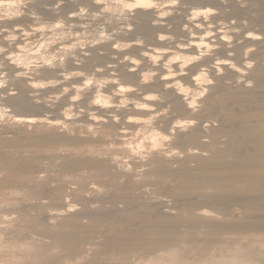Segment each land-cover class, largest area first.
Here are the masks:
<instances>
[{
    "label": "rangeland",
    "instance_id": "obj_1",
    "mask_svg": "<svg viewBox=\"0 0 264 264\" xmlns=\"http://www.w3.org/2000/svg\"><path fill=\"white\" fill-rule=\"evenodd\" d=\"M253 5L263 23L237 22L264 38V6ZM251 48L247 84L205 104L203 93L193 104L203 115L175 114L169 130L83 124L84 105L63 89L119 78L96 62L87 80L56 84L77 71L65 54L21 53L17 66L49 61L27 79L0 74L10 91L0 97V264H219L231 252L264 264V48ZM96 93L105 101L107 87Z\"/></svg>",
    "mask_w": 264,
    "mask_h": 264
},
{
    "label": "bare ground",
    "instance_id": "obj_2",
    "mask_svg": "<svg viewBox=\"0 0 264 264\" xmlns=\"http://www.w3.org/2000/svg\"><path fill=\"white\" fill-rule=\"evenodd\" d=\"M253 4L264 6V0H0V74L12 81L27 79L47 67L45 56L62 53L60 58L65 54L77 71L55 74L54 82L61 85L69 77L87 80L91 64L103 63L101 69L110 71L122 85L105 75L82 92L63 87L70 95L84 94L81 99L66 95L71 105H84L74 115L90 126L169 130L175 122L169 118L175 114H202V108L193 104L203 93H209L201 101L205 104L212 93L247 84L246 56L253 45L262 51L264 38L252 35L237 20L263 23L252 11ZM24 52L43 57L45 64L26 66L18 60L26 66L19 68L15 60ZM60 65L56 63L55 70ZM102 87H107L105 101L96 93ZM8 90L0 89V97L7 98ZM29 90L35 94L37 88L30 84ZM202 125L206 122L200 121L198 129ZM255 262L252 254L231 252L219 264Z\"/></svg>",
    "mask_w": 264,
    "mask_h": 264
}]
</instances>
